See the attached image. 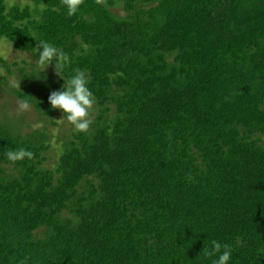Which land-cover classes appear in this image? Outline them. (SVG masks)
Instances as JSON below:
<instances>
[{
  "label": "trees",
  "instance_id": "trees-1",
  "mask_svg": "<svg viewBox=\"0 0 264 264\" xmlns=\"http://www.w3.org/2000/svg\"><path fill=\"white\" fill-rule=\"evenodd\" d=\"M16 1L0 39L34 62L1 57L0 85L37 117L0 113V264H212V240L264 264V0ZM42 43L71 65L45 72ZM74 69L91 123L56 147Z\"/></svg>",
  "mask_w": 264,
  "mask_h": 264
},
{
  "label": "clouds",
  "instance_id": "clouds-1",
  "mask_svg": "<svg viewBox=\"0 0 264 264\" xmlns=\"http://www.w3.org/2000/svg\"><path fill=\"white\" fill-rule=\"evenodd\" d=\"M63 4L67 8V14L72 16L78 12L83 0H63ZM37 53L39 65L42 67L54 64L56 68L64 70L72 63L68 53L48 43H42L41 47L37 49ZM88 83L86 74L79 69H74L66 81L65 89L53 91L49 96L51 106L61 109L67 120L79 131H87L91 123L88 117L90 116V109L93 107L94 93L88 87ZM20 107L24 110L29 105L25 102ZM31 155L30 152L24 150H20L18 154L8 153L10 159H18L24 156L31 158ZM205 256L216 257L212 264H229L232 259V248L228 244L212 240L211 249L205 251Z\"/></svg>",
  "mask_w": 264,
  "mask_h": 264
},
{
  "label": "rangeland",
  "instance_id": "rangeland-1",
  "mask_svg": "<svg viewBox=\"0 0 264 264\" xmlns=\"http://www.w3.org/2000/svg\"><path fill=\"white\" fill-rule=\"evenodd\" d=\"M9 1L12 4L17 2L16 0H9ZM1 57L6 58L7 60H9L11 62H13V61L21 62L22 65H23L24 60L29 61L30 64L34 62V58H33L32 53L21 52V51L17 50L10 42H8L7 40H4V39H0V58ZM51 68L52 67L50 65H48L47 67H44L43 70L45 72H49ZM29 69L32 70V65L29 67ZM2 71L4 73H6V70H2ZM9 77H10L11 83L12 82L18 83L19 80H18L17 75L16 76L15 75L9 76ZM5 103H8V105L4 109L3 105ZM23 103H25L23 100H21L14 93H11L10 88L0 85V113L3 116H5L7 118L12 117L13 120L11 122L16 121L17 119H19L21 117L19 113L29 114L28 119H30V120H33L34 117H37L36 110L34 109V107H31L30 105L27 109L22 110L20 106ZM10 104H12V107H9ZM62 124L65 125L66 129L62 126ZM71 124L72 123L70 121H68L66 118V119H63L61 121V124L58 126H54L51 124L49 125V124H46L45 122H41L39 124H36L35 127L41 128L44 125H47V126L49 125L50 130L52 131V134L54 135L53 143L57 147L56 137L59 136V134H61V131H63V130L67 131L68 129H73ZM52 161H54L53 158H52ZM47 165H50V163L48 162Z\"/></svg>",
  "mask_w": 264,
  "mask_h": 264
}]
</instances>
